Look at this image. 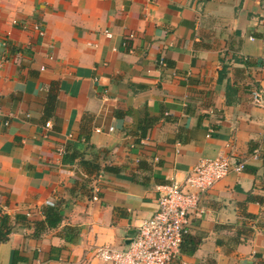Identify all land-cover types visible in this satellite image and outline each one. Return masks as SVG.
Here are the masks:
<instances>
[{
    "label": "crops",
    "instance_id": "obj_1",
    "mask_svg": "<svg viewBox=\"0 0 264 264\" xmlns=\"http://www.w3.org/2000/svg\"><path fill=\"white\" fill-rule=\"evenodd\" d=\"M255 86L264 0H0V264H109L95 248L124 246L159 185L256 148L188 214L169 264H264ZM48 200L61 219L36 232Z\"/></svg>",
    "mask_w": 264,
    "mask_h": 264
},
{
    "label": "built area",
    "instance_id": "obj_2",
    "mask_svg": "<svg viewBox=\"0 0 264 264\" xmlns=\"http://www.w3.org/2000/svg\"><path fill=\"white\" fill-rule=\"evenodd\" d=\"M33 28L43 34L39 23H34ZM104 32L111 35L108 30ZM250 96L253 103L264 104V92L260 86H255ZM258 156L257 148L249 154L254 159ZM249 157L239 159L220 155L202 158L186 170L182 180L159 185L156 209L140 222L129 242L122 247L99 245L94 250L95 256L109 264H169L180 253L188 231V214L199 211L202 196L229 171L244 169ZM92 198L97 199V196L93 194ZM47 203L52 205L53 201Z\"/></svg>",
    "mask_w": 264,
    "mask_h": 264
},
{
    "label": "trees",
    "instance_id": "obj_3",
    "mask_svg": "<svg viewBox=\"0 0 264 264\" xmlns=\"http://www.w3.org/2000/svg\"><path fill=\"white\" fill-rule=\"evenodd\" d=\"M252 151H253V149L251 150V152ZM84 163L88 164L86 161ZM43 212H44V215H45L46 222H45V224L44 223L41 224L39 222H36L35 223L36 232H38L39 230L43 229L45 226L56 225L61 219V214L59 213V208H58V206L56 204L47 206L46 208H44ZM4 224H5V221L2 218L1 219V223H0V240H4L6 238V234L9 231V228H6V230L2 229Z\"/></svg>",
    "mask_w": 264,
    "mask_h": 264
},
{
    "label": "water",
    "instance_id": "obj_4",
    "mask_svg": "<svg viewBox=\"0 0 264 264\" xmlns=\"http://www.w3.org/2000/svg\"><path fill=\"white\" fill-rule=\"evenodd\" d=\"M134 231H135V230H130V233H134ZM129 240H130V239L128 238V239L125 240V242L128 243Z\"/></svg>",
    "mask_w": 264,
    "mask_h": 264
}]
</instances>
